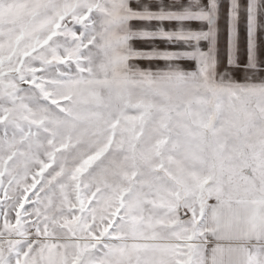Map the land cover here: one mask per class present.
<instances>
[{
  "label": "snow or ice",
  "instance_id": "obj_1",
  "mask_svg": "<svg viewBox=\"0 0 264 264\" xmlns=\"http://www.w3.org/2000/svg\"><path fill=\"white\" fill-rule=\"evenodd\" d=\"M0 264H264V0H0Z\"/></svg>",
  "mask_w": 264,
  "mask_h": 264
},
{
  "label": "crops",
  "instance_id": "obj_2",
  "mask_svg": "<svg viewBox=\"0 0 264 264\" xmlns=\"http://www.w3.org/2000/svg\"><path fill=\"white\" fill-rule=\"evenodd\" d=\"M137 47H146V45L137 44ZM163 47V45H161ZM135 63L140 64L141 67H146L148 62L147 61H136Z\"/></svg>",
  "mask_w": 264,
  "mask_h": 264
}]
</instances>
